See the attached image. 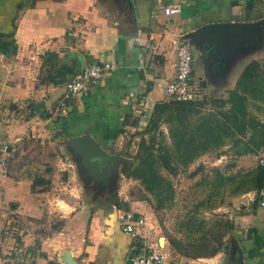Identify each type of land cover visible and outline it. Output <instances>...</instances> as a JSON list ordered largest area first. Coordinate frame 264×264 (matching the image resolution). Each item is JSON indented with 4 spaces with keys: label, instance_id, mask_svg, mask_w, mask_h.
I'll return each instance as SVG.
<instances>
[{
    "label": "crops",
    "instance_id": "crops-1",
    "mask_svg": "<svg viewBox=\"0 0 264 264\" xmlns=\"http://www.w3.org/2000/svg\"><path fill=\"white\" fill-rule=\"evenodd\" d=\"M178 1L181 2L178 14L166 16L162 13V6ZM19 4L24 5L17 8ZM245 9L246 0H0V62L8 56L20 72L30 75L38 73L46 51L55 52L60 61L65 59L67 63L77 58L78 71L89 63L109 64L110 69L99 80L88 83L83 91L73 96L71 105L65 107L63 119L52 124L54 131L64 138L89 133L106 151L119 155L113 152V146L122 129H140L145 123L147 109L154 102L165 99L164 84L175 72L174 36H182L211 22L257 20H245ZM251 53L254 51L245 56ZM25 56L27 63L23 64ZM235 66L230 68L221 84L211 83L205 76L196 79L203 87L226 91L233 86L243 67L236 69ZM42 89L50 93L56 87L45 83ZM63 91L64 87L61 93ZM33 97L36 100V94ZM41 97L39 94L38 98ZM3 139L5 134L0 133V150ZM4 154L7 150L0 153V157ZM64 170L67 168H62ZM43 174L40 170L38 173L22 170L13 176L4 166L0 168V264H7V261L60 264V251L53 257V233L48 230L52 213L48 205L54 199L44 196L51 178ZM38 179L45 183L32 190L31 183ZM10 185L25 189L30 206L19 203L15 195L5 197L3 188ZM54 210L61 220L60 233L66 231L72 238L84 237V244L75 243L74 238L79 260L70 251L79 263L124 264L131 255L132 241L119 231L106 200L96 210L86 206L71 216H66L59 206ZM76 212L80 216L75 217ZM42 217L45 218L42 231L23 224L26 220L39 221ZM256 254L264 258L262 245Z\"/></svg>",
    "mask_w": 264,
    "mask_h": 264
},
{
    "label": "rangeland",
    "instance_id": "rangeland-1",
    "mask_svg": "<svg viewBox=\"0 0 264 264\" xmlns=\"http://www.w3.org/2000/svg\"><path fill=\"white\" fill-rule=\"evenodd\" d=\"M257 8L264 16V0H259ZM190 49L193 54L192 77H190L194 78L193 84L199 88L196 78L204 75L203 65L198 60L193 44H190ZM253 51V54L243 56L240 62L237 61L235 68L244 66L252 59L258 60L260 64L264 65V32L261 43ZM7 57L4 62H0V133L5 134L0 153L7 150V154L0 158L10 175L16 176L22 170L34 173H38L40 170L44 176L48 175L46 177H49V180L51 178V184L49 183L47 186V195L44 196H47L49 200L54 199L48 205L52 212L48 230L53 233V242L51 243V246L55 248L53 257L57 251H60L58 252L60 254L63 250L68 249L72 250L79 260L78 252L75 251L74 238L77 240L75 243L84 244L82 236L72 238L68 232L62 231V229L63 233L59 232L61 220L55 214V206H59L66 216H71L73 212L82 207L87 206L90 210L98 209L107 197L110 204L119 200L123 202L125 209L132 208L146 215L156 230L159 243L162 244V241H165L162 250H168L171 255L174 254V251L169 245V240L183 241L190 230L185 226L186 221L189 216H193L195 220L205 222L201 231L205 234V238H210V233L212 235L221 234V245L218 251L211 256L200 257L210 258L214 264H255L261 258L256 252L261 245L264 251V206H259V199L254 203V190L230 193L229 188L225 185L218 191V195L209 198L208 194L211 188L209 182L214 169L225 175L253 169L259 164L258 158L264 149L257 154L235 155L228 145H225L219 148L218 151L222 150L221 152L218 153L214 150L206 152L186 167H178L174 172H167L160 167L159 172L172 185L173 195L168 203L157 207L153 197L144 190L138 180L128 178L121 173L122 164L118 165L117 172H112L108 180L103 182L98 176L82 175L77 158L70 151L65 150L62 145L65 138L54 131L52 122L58 123L64 116L60 110V98L64 96V91L61 93V90L66 82L63 86V82L53 83L50 78L54 77V74L67 72V67L58 70L59 64L53 63V59L47 60L44 57L40 62L38 73L30 75L29 72H20L13 61ZM23 58L22 63H27L26 56ZM45 83L53 85L56 90L46 93L42 89ZM201 89H199L201 91L198 94L199 97L218 99L227 96L225 89L222 88L214 90L202 87ZM37 93L38 95L42 94L40 99ZM35 94L36 100L33 97ZM46 95L47 97H45ZM222 95L223 97H221ZM260 106V109H257L249 104L248 110L255 118L264 122V105ZM48 117H50L49 120ZM143 126L138 130L123 128L120 138L114 141L113 152L126 158L124 163L133 161L139 137V134L135 132H139ZM158 130L160 135L157 136L156 141L161 139L169 144L166 126L160 124ZM14 137H16L15 140ZM64 167L67 170L62 171ZM81 175L82 177H80ZM3 194L5 197L15 195L18 197L19 203L30 206L24 188L6 186L3 188ZM61 199L63 202L66 201L67 205L60 202ZM77 213L74 214L75 217L80 216ZM81 216L84 217V215ZM29 222L26 220L23 224L27 228L32 226L34 230L40 228L42 231L45 218ZM219 222H226V226L229 225L228 228L217 226ZM201 232L198 235L203 237ZM198 248L208 250L211 248V244L201 245ZM195 249L193 248L191 252H194Z\"/></svg>",
    "mask_w": 264,
    "mask_h": 264
},
{
    "label": "trees",
    "instance_id": "trees-1",
    "mask_svg": "<svg viewBox=\"0 0 264 264\" xmlns=\"http://www.w3.org/2000/svg\"><path fill=\"white\" fill-rule=\"evenodd\" d=\"M258 2L259 0H246L245 20L264 17L257 8ZM23 5L19 4L17 8ZM44 57L47 60L53 59V63L59 64L58 70L67 67V72L54 74V77L50 78L53 83H64L78 71L77 58L67 63L65 59L60 61L55 52L49 51L43 53L42 58ZM190 76L192 77L191 73ZM193 79L191 78L192 82ZM196 81L199 89L202 90V82L197 79ZM226 93L225 98L218 99L199 97L198 94L194 99L186 101L165 98L154 102L147 109L144 126L139 132H135L139 137L133 161L123 163L121 173L128 178L138 180L144 190L153 197L157 207L164 206L173 195L172 185L159 172L160 167L167 172H174L178 167H186L206 152L213 150L221 152L222 150L218 151L219 148L225 145H228L235 155L257 154L264 149V122L259 121L248 110L249 104L257 109H260V105H264V65L255 59L248 61L238 73L233 87L227 89ZM72 98L62 96L60 109L71 105ZM62 119L63 117L60 118ZM160 124L166 126L169 144L161 139V142L156 141L157 136L160 135L158 130ZM59 128L63 132V128L60 126ZM40 183L44 184L45 181L34 180L30 185L31 189L34 190V187ZM209 184L211 185L209 198L218 195L221 187L227 185L230 193L254 190V203L258 199L259 203L260 199L264 198V163L257 164L253 169L227 175L214 169ZM204 223L202 220H195L193 216L188 217L185 226L190 230L185 239L169 240V245L174 251L173 255L195 258L211 256L218 251L221 234L210 233V238H205V234L201 232ZM218 225L222 228L229 226L228 224L226 226V222H219ZM200 232L203 237L198 235ZM208 244H211L208 250L198 248ZM193 248L196 249L191 252ZM14 262L7 261V264ZM47 264H55V262L50 261Z\"/></svg>",
    "mask_w": 264,
    "mask_h": 264
},
{
    "label": "water",
    "instance_id": "water-1",
    "mask_svg": "<svg viewBox=\"0 0 264 264\" xmlns=\"http://www.w3.org/2000/svg\"><path fill=\"white\" fill-rule=\"evenodd\" d=\"M263 32L264 17L255 21L206 23L181 37L199 52L203 76L211 83L221 84L238 60L257 49ZM62 145L77 158L82 175L98 176L103 182L126 161L123 156L106 151L89 133L65 138ZM58 261L61 264H81L68 249L59 254ZM128 263L129 259H125L124 264Z\"/></svg>",
    "mask_w": 264,
    "mask_h": 264
},
{
    "label": "built area",
    "instance_id": "built-area-1",
    "mask_svg": "<svg viewBox=\"0 0 264 264\" xmlns=\"http://www.w3.org/2000/svg\"><path fill=\"white\" fill-rule=\"evenodd\" d=\"M180 8L181 2L178 1L162 6L161 11L166 16L176 15L180 12ZM173 45L175 72L173 78L164 84L165 98L177 101L192 100L200 90L193 84L190 77L192 63L190 43L179 34L174 36ZM110 67L107 63L86 64L65 83L64 95L75 96L83 91L88 83L99 80ZM60 110L63 115L66 114V108ZM258 162L264 163V153L260 154ZM0 166L3 167V162H0ZM259 206H264V199L259 201ZM110 208L114 213L119 231L132 241L130 250L134 252L128 257V264H214L210 258H184L171 255L168 250H162L164 241L162 244L159 243L156 230L146 215L132 208L125 209L123 202L119 200L111 203ZM255 264H264V259L258 260Z\"/></svg>",
    "mask_w": 264,
    "mask_h": 264
},
{
    "label": "flooded vegetation",
    "instance_id": "flooded-vegetation-1",
    "mask_svg": "<svg viewBox=\"0 0 264 264\" xmlns=\"http://www.w3.org/2000/svg\"><path fill=\"white\" fill-rule=\"evenodd\" d=\"M104 200H106V201L109 203V200L107 199V197H106ZM103 202H104V201H103ZM103 202H102V203H103Z\"/></svg>",
    "mask_w": 264,
    "mask_h": 264
},
{
    "label": "bare ground",
    "instance_id": "bare-ground-1",
    "mask_svg": "<svg viewBox=\"0 0 264 264\" xmlns=\"http://www.w3.org/2000/svg\"><path fill=\"white\" fill-rule=\"evenodd\" d=\"M161 243V242H160Z\"/></svg>",
    "mask_w": 264,
    "mask_h": 264
}]
</instances>
